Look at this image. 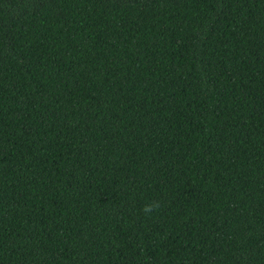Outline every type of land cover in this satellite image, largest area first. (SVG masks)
<instances>
[{"label":"trees","instance_id":"1","mask_svg":"<svg viewBox=\"0 0 264 264\" xmlns=\"http://www.w3.org/2000/svg\"><path fill=\"white\" fill-rule=\"evenodd\" d=\"M0 264H264V0H0Z\"/></svg>","mask_w":264,"mask_h":264},{"label":"clouds","instance_id":"2","mask_svg":"<svg viewBox=\"0 0 264 264\" xmlns=\"http://www.w3.org/2000/svg\"><path fill=\"white\" fill-rule=\"evenodd\" d=\"M160 207V203L159 201H153L152 203L150 204H146L142 211L145 213V214H152L154 211H157Z\"/></svg>","mask_w":264,"mask_h":264}]
</instances>
